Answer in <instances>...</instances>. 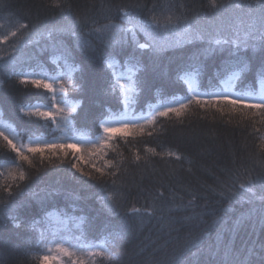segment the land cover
Returning <instances> with one entry per match:
<instances>
[{
  "label": "trees",
  "instance_id": "16d2710c",
  "mask_svg": "<svg viewBox=\"0 0 264 264\" xmlns=\"http://www.w3.org/2000/svg\"><path fill=\"white\" fill-rule=\"evenodd\" d=\"M46 2L47 0H6L9 7L4 13H0V17L9 13L25 17L26 22L35 26L33 31L38 30L45 34L43 37L34 36V41L38 40L39 43L34 42L25 48L24 52L35 54L51 72L55 66L50 62V49H41L57 40H63L74 49L76 38L54 31L52 40L48 39V30L62 27L68 21L58 10L46 7ZM164 2L165 0H68L72 6L71 19L80 17L81 20H89L88 26L81 24L78 32L99 51H103V45L91 32V20L97 19L101 24L107 22L103 19L102 4L111 5L113 15L116 6L139 4V12L143 18L149 14L154 4L159 11V5ZM244 2L247 3L248 0ZM173 3L185 6L184 13L194 30H203L207 35H231L228 25L232 22V13L225 14V19L221 21L212 13L204 16L207 0H173ZM176 11L179 14V7ZM240 14L246 23L255 22L259 26L257 13L254 12L251 16ZM6 23H9V20L0 18V25H7ZM115 23L128 27L126 20L120 17L115 18ZM2 32L3 28H0V33ZM137 39L143 43V34L139 33ZM128 41L124 49L129 53L135 51L144 66V72L141 74L144 87L130 110L137 113L146 112L150 104L166 103L165 97L187 95V85L178 79V73L182 75L181 70L207 47L206 42H162L159 53L153 54L147 49H136L135 45L131 44L130 33ZM231 50L230 46H225L223 51H217L206 58L201 57L203 71L198 78L201 91L218 90L219 80L223 76L218 77L217 74L223 72ZM15 55L18 53H11L9 44H0V57L11 59ZM74 55L77 56L82 69L77 74L80 91L71 93L81 102L79 115L73 114L77 116L75 124L78 129L95 139L102 133L99 123L109 116L117 118L123 106L116 97L107 92L109 77L104 60L100 56L89 60L78 50ZM241 55L248 59L252 70L238 81L237 90H259L261 82L256 70L264 61V49L259 47L257 41L256 48H248ZM24 70L30 71V68L25 66ZM17 71H20L19 67ZM0 80L4 81V85L0 87V118L16 127L18 131L26 133L19 140L26 142L29 138L35 139L37 136L53 139L56 132L50 121L45 127L46 122L42 118L32 117L31 121L37 122H30L29 118L19 111L22 106L45 103V97L41 95L45 90L36 89L30 84L21 85L11 76L10 69L8 72L0 71ZM239 120L240 118L236 117L229 122L228 115L221 117L214 109L205 112L194 107L183 122H165L164 133L158 138L144 137V142L149 147L162 144L164 148L181 154L183 159L179 161L175 157L161 159L156 156L147 163L143 160L138 164L131 163L135 151L140 150L141 155H144V144L137 142L135 147H131L117 136L112 141L115 151H109L104 159H112L117 157V153H122L129 161L127 170L117 180V185L121 186V191L125 194V199L121 202L123 209L118 210V214L110 213L102 207L97 195L101 189L99 182L79 183L72 179L67 160L60 163L53 157L52 164L45 160L41 166L37 156L34 159L35 167L23 165V170L30 179L21 183L19 189L13 185V192L16 194L13 197V210L8 211L0 205V264H36L27 254L32 250L36 237L30 225L44 215L40 201L46 196L48 202L59 209H65L66 206L70 209L71 198L80 197L75 205V214L89 218L87 231L90 238L99 237L106 226L121 228L123 239L117 242L119 246L115 249L121 257V264H167L186 240L202 232L205 235L199 249L193 248L188 252L183 258V264H237L240 260L264 264V223L261 221L264 202L258 198L259 183L257 182L254 188L257 198L252 202H249L247 195L238 202L220 194L224 191L222 185L231 184L235 176L247 172L254 178L264 177V159L256 155L264 126L257 124L256 127L261 130L257 133L249 121L238 122ZM128 140L131 141L132 138L128 137ZM160 150L157 147V151ZM0 154L15 157V153L6 147L2 140ZM71 158L70 154L67 159ZM7 163L11 164V161L0 159V183L6 180L1 166ZM95 163L98 167L102 166L100 160ZM84 167L88 170L87 165ZM76 175L79 177V173ZM80 180L87 178L80 177ZM159 193L163 195L160 196ZM0 199L7 200V194L0 193ZM149 203L156 205L154 215L125 214L132 206L141 208ZM49 211L54 212L55 209ZM12 217H16L15 222ZM186 217L191 219L186 220ZM242 219L245 222L238 224ZM49 221L52 225L58 223L55 215L51 216ZM16 224H19V227H16Z\"/></svg>",
  "mask_w": 264,
  "mask_h": 264
},
{
  "label": "snow or ice",
  "instance_id": "6c2138e0",
  "mask_svg": "<svg viewBox=\"0 0 264 264\" xmlns=\"http://www.w3.org/2000/svg\"><path fill=\"white\" fill-rule=\"evenodd\" d=\"M45 6L54 11L58 10L68 21L62 27L48 30V39L52 40L54 31L76 38L74 49L66 45L63 40L54 41L41 49V51L50 49V62L55 66L51 72L35 54L24 52L29 45L34 42L39 43L38 40L34 41V36L43 37L45 34L38 30L33 31L35 26L26 22L25 17H17L12 13L0 17L9 20V24L0 25V28H3V32L0 33V44L7 43L11 53H18L11 59L0 57V71L8 72L10 69L11 76L15 77L21 85L30 84L36 89L45 90L41 93L45 97V103L22 106L19 111L28 117L30 122H37L31 121L32 117L42 118L46 122L45 127L50 121L55 126V130L60 133L52 140L37 136L35 139L29 138L27 143H17L16 141L26 133L18 131L7 122L0 125V140L12 153H15L14 158L0 154V159H8L14 165V168L9 170L8 178L0 183V193H6L8 196L7 200L0 199V205L4 209L13 210V197L16 195L13 192V185L19 189L21 183L30 179L23 170V165L27 164L29 168L35 167L34 159L37 156L41 166L45 160L52 164L53 157L60 163L67 160L72 179L79 183L99 182L101 189L97 195L102 207L110 213L118 214V210L123 209L121 202L125 199V194L121 191V186L117 185V180L127 170L129 161L123 157L122 153H117L118 158L104 159L109 151H115L112 141L117 136L131 147H135L137 142L144 144L143 156L140 150L132 154L131 163L138 164L142 160L147 163L156 156L161 159L175 157L178 161L183 159L181 154L164 148L162 144L157 145L160 151H157V147L147 146L144 137L158 138L164 133L165 122H183L194 107L205 112L214 109L215 113H219L221 117L228 115L229 122L236 117L240 118L238 122L247 120L257 133L261 130L256 125L264 126V61L256 70V75L261 82L259 90L254 88L237 90L238 81L252 70L248 59L241 53L248 48H256L257 41L259 47L264 49V0H248L247 3L244 0L235 3L233 0H207V4L204 5L205 17L208 13H212L217 19L223 21L225 14L232 13V22L228 25V30L231 32L229 36L207 35L203 30H194L184 13L185 6L176 5L173 0H165L159 5V11L154 4L149 14L143 18L139 12L141 7L139 4L116 6L115 15L112 14L111 5L102 4L103 19L107 22L101 24L99 20L92 19L91 32L103 45V51H99L78 32L81 24L84 27L88 26L89 20L88 18L81 20L80 17L71 19L72 6L68 0H47ZM8 7L6 0H0V13H4ZM177 7L180 9L179 14L176 11ZM254 12L258 14L259 26L255 22L246 23L243 15L240 14L251 16ZM116 17L126 20L128 27L115 23ZM129 33L131 44L135 45L136 49H147L153 54H158L161 50L160 37H175L179 42L188 44L197 41L206 42L207 47L195 55L192 62L181 70L182 75L178 73V79L187 85L186 96L165 97L166 103L150 104L146 112L137 113L130 110L144 87V81L141 79L144 66L135 51L129 53L124 49V45L129 42ZM139 33L143 34V43L137 39ZM225 46H230L232 50L229 52V59L225 63L223 72L217 74L218 77L223 76L219 80L218 90L201 91L198 80L203 71L201 57L206 58L217 51H223ZM77 50L89 60L97 56L104 60L109 77L107 92L116 97L123 106L117 118L109 116L99 123V128L103 129V135H97L95 139L78 129L75 124L81 102L71 93L80 91L77 74L82 71L77 56L74 55ZM25 66L30 68V71H25ZM18 67L20 71H17ZM3 85L4 81L0 80V87ZM74 113L77 116H74ZM215 118L213 115V119ZM128 137L132 140L129 141ZM260 139L261 143L258 145L256 155L264 159V133H261ZM46 153L49 155L46 156ZM70 154L72 158L67 159ZM97 160L102 161V166L96 165ZM84 165H87L88 170H85ZM76 173H79V177ZM80 177H86L87 180H80ZM257 182L260 191L258 198L264 202V177L254 178L247 172L235 176L231 184H223L224 191L220 194L238 202L247 195L249 202H252L257 198V193L254 191ZM22 192L23 190L20 194ZM158 195L162 196L163 193ZM71 199L70 209L67 206L65 209H59L48 202L47 196L40 201L44 215L30 225L36 237L32 250L27 254L36 261V264H121V257L115 249L119 246L117 242L123 239L122 229L118 226H106L99 237L90 238L87 231L90 224L89 218L75 214L77 211L75 205L80 197L73 196ZM49 209H55V211L50 212ZM155 212V203H149L141 208L132 206L126 210L125 214L151 216ZM53 215L58 222L56 225H52L49 221ZM12 219L15 222L16 217ZM261 221L264 223V214L261 215ZM244 222L242 219L238 221V224ZM15 226L19 227V224ZM77 232L79 234H76ZM204 235L205 233L202 232L186 240L167 264H183V258L188 252H191L193 248L199 249ZM237 264H252V262L240 260Z\"/></svg>",
  "mask_w": 264,
  "mask_h": 264
},
{
  "label": "rangeland",
  "instance_id": "374dc122",
  "mask_svg": "<svg viewBox=\"0 0 264 264\" xmlns=\"http://www.w3.org/2000/svg\"><path fill=\"white\" fill-rule=\"evenodd\" d=\"M6 24H9V23H6ZM162 42L164 44H177V43H179V41L175 37H167V38L160 37L159 38V43H162ZM3 123H5V122L0 118V125H2ZM53 128H54V131L56 132V136L55 137H58L60 135V133L57 130H55V126L54 125H53ZM101 135H103V129H102ZM46 140H52V139H46ZM16 142L19 143L21 141L20 140H17ZM27 142H28V140L26 142H24V143H27ZM1 167H2L3 176H4V178L7 179L8 178L9 170L12 169V168H14V165H12V163L11 164H8L7 163V164H2ZM84 258L87 259V257H84ZM65 259H67V258H65Z\"/></svg>",
  "mask_w": 264,
  "mask_h": 264
}]
</instances>
